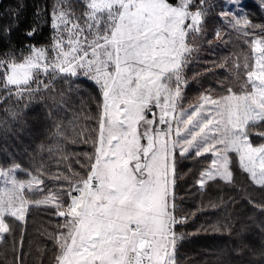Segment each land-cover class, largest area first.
<instances>
[{
	"label": "snow or ice",
	"instance_id": "6c2138e0",
	"mask_svg": "<svg viewBox=\"0 0 264 264\" xmlns=\"http://www.w3.org/2000/svg\"><path fill=\"white\" fill-rule=\"evenodd\" d=\"M206 3L86 0L76 17L57 0L52 47L32 46L19 62L0 60L5 89L12 86L21 97L31 94L30 84L41 74L83 73L99 88L98 137L86 176L31 202L65 219V231L54 237L55 264H176L180 238L174 226L186 221L174 215L178 156L214 157L197 181L203 188L217 178L232 182L230 154L237 153L241 168L264 188V145L250 140L253 134L264 137V131L250 130L264 123V38L252 39L255 60L245 65L250 90L238 95L228 88L219 99L202 95L177 111L186 84L182 72L193 51L186 39L201 30ZM232 6L241 9L230 18L234 28L264 32V25L242 14V0ZM258 7L264 10V0ZM14 171L0 170V235L11 231L6 217L25 220L24 190L42 191L39 176L24 182Z\"/></svg>",
	"mask_w": 264,
	"mask_h": 264
},
{
	"label": "trees",
	"instance_id": "16d2710c",
	"mask_svg": "<svg viewBox=\"0 0 264 264\" xmlns=\"http://www.w3.org/2000/svg\"><path fill=\"white\" fill-rule=\"evenodd\" d=\"M72 4V0H64V6ZM223 4L222 0H207V21L196 36L199 49L194 54V75L183 94L184 105L194 94L190 93L193 87L194 91L208 86L223 92L229 87L250 90L245 65L251 66L255 60L253 37L264 38V32L250 29L252 36L243 40L241 34L231 32L214 43L215 20L220 23L217 10ZM258 4L259 0H247L242 6L254 24L264 25V10ZM56 5L57 0H0V60L20 59L32 44L49 43ZM30 31L34 32L31 36L27 35ZM222 62L226 65L221 68ZM46 85L22 97L0 85V168L19 165L22 178L39 176L43 180L42 191L26 192L32 201L50 191H66L86 176L98 134L99 88L95 83L64 75ZM254 129L264 131V123ZM252 139L254 144L264 142V137L255 134ZM178 161L177 192L183 210L198 213L194 222L179 226L178 231L185 232L178 248L180 259L187 264H264V188L234 159L231 183L214 180L200 189L195 178L202 160L190 155L178 156ZM192 223L194 237H189L186 231ZM61 224L62 218L54 215L53 208L30 204L26 222H15L0 245V264H55L59 250L54 237ZM208 225L214 229L204 230Z\"/></svg>",
	"mask_w": 264,
	"mask_h": 264
},
{
	"label": "rangeland",
	"instance_id": "374dc122",
	"mask_svg": "<svg viewBox=\"0 0 264 264\" xmlns=\"http://www.w3.org/2000/svg\"><path fill=\"white\" fill-rule=\"evenodd\" d=\"M78 1H80V3H78L76 0H72L73 4L70 7L64 6L65 10H68V11L74 13L76 17H80L81 14L83 13V11H85L84 4H85L86 0H78ZM217 1H220V0H217ZM222 1H224L223 6L219 10H217V16H218V20L220 21V23H218L215 20V25H214V38H215V39H213L215 41L214 43H217L219 40H222L225 37L226 34H230L231 32H237V33L241 34L243 36L242 37V40L244 38H247V37L252 36L253 33L250 31V29H245L243 26H240V27H237V28H234L232 26L231 19H234L235 18L234 14L235 13H238V12H241V9H238V8L233 7L232 6V0H222ZM245 1H247V0H242V3L245 2ZM260 1L261 0H259V3H261ZM212 4H214V3H212ZM206 9H207V7H206ZM222 12L223 13H226V15L222 16L221 15ZM242 14H246V10L245 9L243 10V6H242ZM206 16H207V12L205 11V15H204V18H203V24H202L201 30L199 32L190 33L189 36L186 39L187 44L189 45V47H191L193 49V51L191 52V54L189 56V59H188V62L185 65V67L183 69V72H182V75H183L184 80L186 81V84L182 88L181 97H180V99L178 101L177 111H179L181 108L187 109L190 105L197 104L198 102H200V99L199 98L202 95H209V96H211L212 99H219L220 97L225 96V95L228 94L227 92L221 91L220 88L212 89V86H208L207 89L196 88L195 91H194V87H193L192 88V91L190 93L194 92V94H191L189 96V98H187V102H186L185 105L183 104V102H184V100H183V94H184V92H186V89H187V87L189 85L188 84V79L191 78L192 75H194V71H192V67L194 66V54L197 53L198 52V49H199V45L196 43V36L201 35V33H202V30H203V28H204V26L206 24V21H207L206 20ZM248 18L251 19L250 17H248ZM221 21L223 23H225L226 25H222L221 24ZM52 23H53V19L51 21V25H52ZM246 31H247V33H246ZM217 33H219V36L217 35ZM56 35H57L56 30L53 29V31L51 33V41L49 43L43 44V45L32 44L31 47L32 46H35L37 48H49L50 49L52 47V44H53V41H54V38L56 37ZM242 42L243 41H241V43ZM28 54H29V51L27 53H25L20 59H17V58H15V59L19 62L20 60H22L23 57L27 56ZM49 55L51 56L52 53L50 52ZM3 60H8V59L5 58ZM231 63H233L235 65L236 64V61L234 60ZM225 65H226V63L222 62L221 68L224 67ZM2 71H3V69H0V72H2ZM64 75H67V74H56V73H50V74H47V75L46 74H41V75H39L37 77L36 81H34V82H32L30 84V88L32 90H34V91L36 90V92H39L40 91V88L39 87H42L44 85V88H46L45 85L48 82L55 81L58 77L64 76ZM70 77L71 78H77V79H85L84 76H83V73H80V75H78L76 77H73V76H70ZM88 80H90V79H88ZM0 85L2 86L3 89H5L3 79H2ZM229 88H231L232 91L234 93L238 94V95H242V94H244V92H246V91H237L236 89H234V87H229ZM7 90H10L12 93L16 94V89L14 87H12V86H9L7 88ZM16 96L19 97L20 95H17L16 94ZM209 107L210 106H207V105L205 106L204 112L206 114L209 111ZM153 111L156 112V113H159V109H153ZM212 111L214 113L215 112V109L212 108ZM148 118L151 119V115H149ZM258 125H256V126H258ZM155 127L163 128L164 126L163 125H156ZM255 127L251 128L250 130L251 131H254V133L255 132H258V131H261V130L254 129ZM141 130H143V129H141ZM257 136H259V135H257ZM97 137H98V134H97ZM250 140H251V143L253 144V146L264 145V142L259 143V144H254L253 143L252 136L250 137ZM142 143H144V141H142ZM188 156H190V155H188ZM188 156H184V158H186ZM213 158L214 157L211 154H205L204 156L199 157V159L202 160L203 165L201 166V168L198 171V174L196 175V178H195V182L196 183H197L198 179L200 178V173L202 171H204L205 169H208L209 168V165H210V163H211V161H212ZM230 158H231L230 168H231L232 175H233V180H234V176H235L234 167H233L234 159L237 160V162L239 163V165H240V162H239V157H238V154L237 153H231L230 154ZM178 162L179 161H178V157H177V160H176V180H175V189H174V197H175V200H174V203H175V213H174V215L177 217V219L186 218V221L184 223H180V224L175 225L174 226V232L180 238V239H178L177 245H176V264H184V263H186V260L185 259L184 260L183 259H180L179 255H178V248L180 247V244L179 243L183 239V236H184V233L185 232H179L178 229H179V226L180 225L189 224V222L191 220H193V222H194V217H196L198 213L194 215V211L193 212L190 211V212L186 213V212H184L186 210H183V204L181 203V198L182 197H179L178 192H177V187H178V184H179L178 179H177L178 176H179L178 175V168H177L178 167ZM8 169H15V171L12 174L16 177L17 180L27 182L29 179H31V178H27V179L22 178L21 171H20V169H22V168L19 165H13V166H10V167H1L0 168V170H5V171L8 170ZM215 180H220V181L224 182L222 179H219V178H217ZM212 181H214V180H212ZM209 182H211V181H208L203 188H201L198 185V183H197V185L199 186L200 189H205V187L207 186V184ZM75 183L73 185H75ZM183 185L185 186V185H187V183L184 182ZM3 186H4V179L3 178H0V188H2ZM191 186L194 189V182L191 184ZM26 192L34 193L36 191H28L27 189H25L24 192L22 193V195L24 196V198L27 201H29V206L27 207V211H26V215H25V220L23 221L24 223L26 222V218H27L28 212L30 210V204L32 202V200L29 197L28 198L26 197ZM40 199H43V197L42 198H38V197H35L34 196V200L33 201L40 200ZM31 206H32V204H31ZM5 222L7 224H9L11 231L14 228V223L15 222L21 223L20 221H17V220H15V218L10 217V216H8V217L5 218ZM64 224H65V219L62 218V224L61 225H64ZM213 229L214 228L211 227V225H208V227H206L204 230H206V231H212ZM11 231L9 233H5V234L0 235V245L5 240L7 234H10ZM48 231L51 232L52 230H48ZM61 231H65V229H63L61 227V229L57 233H59ZM186 232H188V236L189 237H194V223L191 224V227L189 228V231H186ZM57 233L55 234V236L57 235Z\"/></svg>",
	"mask_w": 264,
	"mask_h": 264
}]
</instances>
